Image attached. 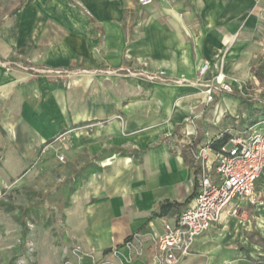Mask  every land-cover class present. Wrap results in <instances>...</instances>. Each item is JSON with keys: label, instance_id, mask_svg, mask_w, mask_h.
Listing matches in <instances>:
<instances>
[{"label": "crops", "instance_id": "crops-1", "mask_svg": "<svg viewBox=\"0 0 264 264\" xmlns=\"http://www.w3.org/2000/svg\"><path fill=\"white\" fill-rule=\"evenodd\" d=\"M263 28L264 0H0V196L52 174L56 163L68 172L50 194L60 203L51 212L57 228L45 222L22 233L21 248L0 211V264L22 255L25 264H121L131 234L149 238L175 222L195 190L190 131L206 140V132L233 136L232 127L214 110L218 96L208 102L202 87L123 68L193 81L209 63L205 79L257 78ZM32 66L91 72L59 82ZM72 174L82 182L66 194L62 182ZM256 189L264 197V171ZM166 201L179 205L153 216ZM233 205L182 264H264V206L245 202L234 215ZM127 263L151 264L149 256Z\"/></svg>", "mask_w": 264, "mask_h": 264}, {"label": "built area", "instance_id": "built-area-1", "mask_svg": "<svg viewBox=\"0 0 264 264\" xmlns=\"http://www.w3.org/2000/svg\"><path fill=\"white\" fill-rule=\"evenodd\" d=\"M147 4L151 0H138ZM123 70L132 76H144L150 81L175 83L190 82L201 84L209 70L205 63L198 71L196 82L186 78L174 79L167 75L164 69L145 71L125 67ZM43 73L68 75L71 73H89L86 69L56 70L43 68ZM108 72V71H106ZM236 79V78H235ZM234 82H238L234 80ZM235 83L217 78L207 80L204 93L208 102L215 101L217 92H233ZM236 89L244 92L247 86L239 82ZM190 120V119H189ZM259 122L257 124H260ZM206 140H201L195 130L190 131L187 149L192 162V170L196 177V194L188 206L178 215L175 222L164 221V230L146 238L142 232L131 234L124 242V247L130 251V258H150L151 264H182L188 257L195 241L208 229L215 227L222 219L226 207L234 202L232 213L238 215L242 203H248L256 208L264 206V197L256 189L258 179L264 171V126L253 127L250 133L232 137L221 149H215V136L205 133ZM63 134L58 138H62ZM47 147L43 148V152ZM64 160V156H59ZM75 253L83 250L75 247ZM120 249L114 253L119 254ZM129 260L121 264H128ZM106 263V262H104ZM64 264H73L66 260ZM107 264V263H106Z\"/></svg>", "mask_w": 264, "mask_h": 264}, {"label": "rangeland", "instance_id": "rangeland-1", "mask_svg": "<svg viewBox=\"0 0 264 264\" xmlns=\"http://www.w3.org/2000/svg\"><path fill=\"white\" fill-rule=\"evenodd\" d=\"M262 35L258 36V39H260V41L262 40V44L259 46V51L258 54L262 56V60L264 61V28L262 29ZM261 60V61H262ZM16 62V61H15ZM21 65L19 62L14 63V66H18ZM261 65V63L259 61H255V65L252 66V70H256L259 66ZM34 67V66H32ZM35 69H43L44 67H34ZM45 69V68H44ZM77 69V68H76ZM74 69V70H76ZM81 69V68H80ZM47 75H49L50 78L52 79H56L60 82V78H64L65 75H57L55 73H46ZM198 78V76H197ZM212 79V78H211ZM225 80V78H223ZM197 80V79H196ZM196 80H193L191 82H196ZM207 80L209 79H203L200 81L201 84H196V86H200L203 88V90H205V86L204 84L207 83ZM234 80H237L238 82H234ZM57 81V82H58ZM158 82H162V81H158ZM239 82H244L247 86V89L242 93L239 90L236 89V86L238 85ZM169 83L175 84L174 82L170 81ZM186 83V82H183ZM188 83V82H187ZM233 83H235V90L233 92H238L240 95L244 96L245 98L248 96H252V98H258L260 99L261 97L264 96V83L260 82L257 78H253V79H247V80H241V79H234L233 78ZM192 84V83H189ZM195 85V84H194ZM229 94L231 92H225V91H219L217 92V101L216 103H219L220 106L217 107V104L214 106V110L216 112V114H219V110L223 109V113L221 114V122L225 124L228 123V125L230 127H232V133L234 137L240 136V135H246L247 132H245L247 129L249 131V126H251L250 121L252 118H262V115L259 111L254 112L253 108H256L259 102H255V101H250V102H246V101H240L238 98H236L235 96H233V98L228 97L229 99L227 101L224 100H220L221 97H223V94ZM263 100V99H262ZM223 103V105L221 106V104ZM253 103V105H251ZM252 111L254 112V114H252ZM227 122V123H226ZM252 131V130H251ZM1 162V161H0ZM65 167L62 166L61 164H54L53 165V173L50 175L45 176H41V175H36L30 182L31 185H23L21 187H19L18 189L15 190H3L1 192V196H0V211L2 212H6L8 213V215L6 213H3L4 215H7V218L12 222H13V228H14V232L17 235L16 236V241H18V244L21 245V248L25 245L23 242V237H22V224L21 221L19 220L20 218V209L19 207L22 206H29L31 208V211L37 210L39 213L41 212V210H44L45 213H51L52 210H54L53 206H56L57 209H60V203L58 201H56L54 199V197H52L51 192H53V190L55 189V187H57L58 185V178L62 179L64 178V175H67V170L66 172L64 171ZM68 177V176H67ZM29 184V183H28ZM44 190H46L44 192ZM41 194H45L46 195V200L42 201L43 203V208H41V205L38 204L39 202V198H41ZM10 205L16 206L14 209H12V211L8 210L10 209ZM43 214V213H42ZM34 215V214H33ZM57 213H51L49 215V217L44 216V218L42 217V215H40V217H38V219L40 220V224H38L37 220L36 222L32 221V220H28V236H31L32 232H36L40 226H43V224L45 222L50 223V228H57L58 227V223L54 222V219L56 218ZM49 228V229H50ZM48 229V230H49ZM32 248V246L30 247ZM32 251L29 252L30 255ZM24 258L23 255L22 256H17L14 259V263L13 264H25L24 263Z\"/></svg>", "mask_w": 264, "mask_h": 264}, {"label": "trees", "instance_id": "trees-1", "mask_svg": "<svg viewBox=\"0 0 264 264\" xmlns=\"http://www.w3.org/2000/svg\"><path fill=\"white\" fill-rule=\"evenodd\" d=\"M254 75L257 77V79L264 83V63L261 64L255 71H254ZM233 96L240 98L241 101H246V102H250V101H255V102H259L256 108L254 109L256 111H259L262 115V118H252L250 121V125L259 123V122H264V96L261 97L260 99L258 98H252V96H248V97H244L242 95H240L238 92H232ZM263 99V100H262ZM253 105V103L251 104ZM254 112L252 111V114H254ZM233 136L228 133V132H224L222 133L220 136H218L214 142H213V147L215 149H221L224 145H226L229 140L232 138ZM188 151V150H187ZM189 153V152H188ZM90 164H87L85 166H83V168L81 169V171H85L88 166ZM82 182V178L80 176V174H72L70 176H68L62 183L63 185H65V189H63V191L66 192V194L70 191L69 186L71 184H78ZM60 194V192H59ZM196 194V177H195V190L193 191V193L189 196L187 202H189ZM44 198V196L41 197V200ZM179 205V203L177 202H170V201H166L164 203L161 204V206L159 207L158 210L154 211L153 216L154 215H162L164 213H167L170 208L172 207H177ZM10 209L8 210H12L14 209L16 206L10 205L9 206ZM20 209V218L19 220L21 221L22 224V229H23V235H25L27 233V229H28V220H32V221H37L38 217H39V212L37 210L31 211V208L29 206H22L19 207ZM34 214V215H33ZM15 259V258H14ZM14 259L10 261V264H12L14 262ZM99 264H106V263H99Z\"/></svg>", "mask_w": 264, "mask_h": 264}]
</instances>
